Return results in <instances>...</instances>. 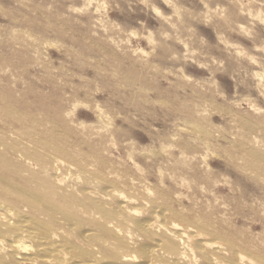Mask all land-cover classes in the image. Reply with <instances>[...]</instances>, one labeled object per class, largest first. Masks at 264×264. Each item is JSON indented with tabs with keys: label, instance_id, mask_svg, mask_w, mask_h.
<instances>
[{
	"label": "rangeland",
	"instance_id": "obj_1",
	"mask_svg": "<svg viewBox=\"0 0 264 264\" xmlns=\"http://www.w3.org/2000/svg\"><path fill=\"white\" fill-rule=\"evenodd\" d=\"M0 142L264 250V0H0Z\"/></svg>",
	"mask_w": 264,
	"mask_h": 264
},
{
	"label": "bare ground",
	"instance_id": "obj_2",
	"mask_svg": "<svg viewBox=\"0 0 264 264\" xmlns=\"http://www.w3.org/2000/svg\"><path fill=\"white\" fill-rule=\"evenodd\" d=\"M90 180L71 164L0 142V264H264L261 246L254 254L244 242L216 239L201 224L181 225L180 214L164 203L115 188L110 193Z\"/></svg>",
	"mask_w": 264,
	"mask_h": 264
}]
</instances>
